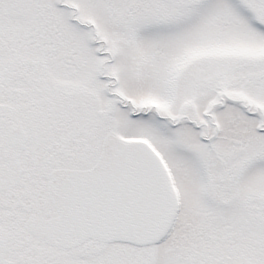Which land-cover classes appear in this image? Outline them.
Listing matches in <instances>:
<instances>
[{"label": "snow or ice", "instance_id": "6c2138e0", "mask_svg": "<svg viewBox=\"0 0 264 264\" xmlns=\"http://www.w3.org/2000/svg\"><path fill=\"white\" fill-rule=\"evenodd\" d=\"M0 264H264V0H0Z\"/></svg>", "mask_w": 264, "mask_h": 264}]
</instances>
